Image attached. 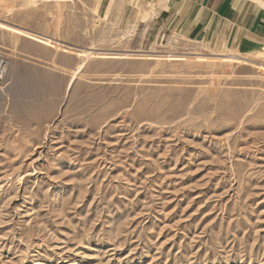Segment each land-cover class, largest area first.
Here are the masks:
<instances>
[{
    "label": "rangeland",
    "instance_id": "1",
    "mask_svg": "<svg viewBox=\"0 0 264 264\" xmlns=\"http://www.w3.org/2000/svg\"><path fill=\"white\" fill-rule=\"evenodd\" d=\"M249 1L213 45L159 0H0V264H264Z\"/></svg>",
    "mask_w": 264,
    "mask_h": 264
},
{
    "label": "crops",
    "instance_id": "2",
    "mask_svg": "<svg viewBox=\"0 0 264 264\" xmlns=\"http://www.w3.org/2000/svg\"><path fill=\"white\" fill-rule=\"evenodd\" d=\"M164 7L156 18L186 40L215 44L239 31L261 32L249 0H159ZM170 6H172L170 8ZM170 8V9H169Z\"/></svg>",
    "mask_w": 264,
    "mask_h": 264
},
{
    "label": "bare ground",
    "instance_id": "3",
    "mask_svg": "<svg viewBox=\"0 0 264 264\" xmlns=\"http://www.w3.org/2000/svg\"><path fill=\"white\" fill-rule=\"evenodd\" d=\"M163 4V3H162Z\"/></svg>",
    "mask_w": 264,
    "mask_h": 264
}]
</instances>
